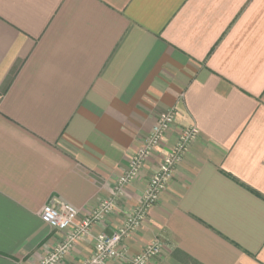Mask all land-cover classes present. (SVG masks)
<instances>
[{"label": "crops", "instance_id": "crops-1", "mask_svg": "<svg viewBox=\"0 0 264 264\" xmlns=\"http://www.w3.org/2000/svg\"><path fill=\"white\" fill-rule=\"evenodd\" d=\"M173 127L115 208L58 264H83L141 203L180 132L198 137L127 261L264 264V0H0V264H38L120 177L160 114ZM53 197L72 228L43 222Z\"/></svg>", "mask_w": 264, "mask_h": 264}, {"label": "built area", "instance_id": "built-area-1", "mask_svg": "<svg viewBox=\"0 0 264 264\" xmlns=\"http://www.w3.org/2000/svg\"><path fill=\"white\" fill-rule=\"evenodd\" d=\"M175 118L176 110L174 108L167 109L160 114L151 132L133 156L127 170L120 177L114 195L101 202L91 216L76 226L73 233L63 243L55 246L38 264H58L67 255L73 244L89 233L95 222L101 220L106 213L115 208L117 200L123 195L125 185L135 180L146 161L162 144L165 136L173 127ZM198 135L199 129L196 126L184 128L180 132L171 152L162 157L159 169L148 182L139 206L128 214L125 223L113 234L98 235L93 255L83 264H110L111 260L126 256L127 250L123 245L125 239L146 220L150 209L159 201L161 193L173 179L177 166L186 156L191 143ZM77 214L78 210L73 204L53 197L44 206L41 218L52 228L65 231L73 227ZM163 248L164 243L156 239L148 244L142 252L129 259L126 264H149L161 255Z\"/></svg>", "mask_w": 264, "mask_h": 264}]
</instances>
